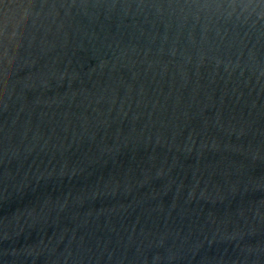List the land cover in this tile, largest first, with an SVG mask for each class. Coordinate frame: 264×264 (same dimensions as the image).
Instances as JSON below:
<instances>
[{
    "label": "water",
    "instance_id": "95a60500",
    "mask_svg": "<svg viewBox=\"0 0 264 264\" xmlns=\"http://www.w3.org/2000/svg\"><path fill=\"white\" fill-rule=\"evenodd\" d=\"M0 264H264V0H0Z\"/></svg>",
    "mask_w": 264,
    "mask_h": 264
}]
</instances>
